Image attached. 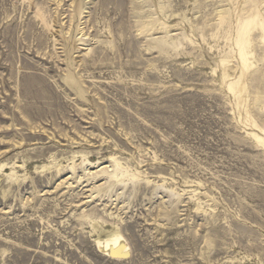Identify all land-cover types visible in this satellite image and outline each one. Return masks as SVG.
Returning a JSON list of instances; mask_svg holds the SVG:
<instances>
[{"label": "rangeland", "instance_id": "1", "mask_svg": "<svg viewBox=\"0 0 264 264\" xmlns=\"http://www.w3.org/2000/svg\"><path fill=\"white\" fill-rule=\"evenodd\" d=\"M263 21L264 0H0V264H264Z\"/></svg>", "mask_w": 264, "mask_h": 264}, {"label": "bare ground", "instance_id": "2", "mask_svg": "<svg viewBox=\"0 0 264 264\" xmlns=\"http://www.w3.org/2000/svg\"><path fill=\"white\" fill-rule=\"evenodd\" d=\"M253 19H248L246 21V23H244V25L241 26L240 29H238V37H237V40H236V44L238 45L239 47V54H240V57L242 59V63L243 65H247L248 63V56L250 54L249 50H248V46L250 44V41L248 40L247 38V33L249 32L250 30V27L254 24L253 23ZM262 26L264 27V21L261 23ZM232 86V84H231ZM260 127V126H259ZM256 134V133H255ZM257 137V136H255ZM259 139V137H258ZM261 140L264 141V138L261 137ZM112 160V159H111ZM85 161V160H84ZM83 161V162H84ZM115 161V160H113ZM117 162V161H116ZM115 162V163H116ZM99 172H102V173H106L108 172V169L107 167L103 166L101 169H99ZM98 172V173H99ZM114 174V173H113ZM108 175V174H107ZM110 176V175H109ZM114 176V175H113ZM110 178H113L112 176ZM97 224V223H96ZM99 225V224H98ZM102 226V225H101ZM100 226V227H101ZM102 228V227H101ZM97 229V228H96ZM100 229V228H99ZM101 234L99 235V237L96 239L97 241V244L98 246L102 249V250H109L113 247H117L118 250H124V249H127L128 247V244L127 242H125L123 240V236L120 232V230H118L117 228H109V227H106V228H102L101 229Z\"/></svg>", "mask_w": 264, "mask_h": 264}]
</instances>
